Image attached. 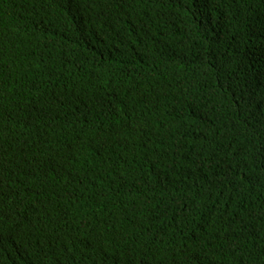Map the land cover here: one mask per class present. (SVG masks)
I'll return each mask as SVG.
<instances>
[{"label":"trees","instance_id":"1","mask_svg":"<svg viewBox=\"0 0 264 264\" xmlns=\"http://www.w3.org/2000/svg\"><path fill=\"white\" fill-rule=\"evenodd\" d=\"M0 264H264V0H0Z\"/></svg>","mask_w":264,"mask_h":264}]
</instances>
